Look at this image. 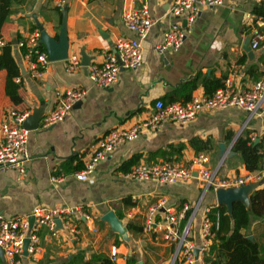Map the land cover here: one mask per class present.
I'll return each mask as SVG.
<instances>
[{
  "label": "crops",
  "instance_id": "0c3cea01",
  "mask_svg": "<svg viewBox=\"0 0 264 264\" xmlns=\"http://www.w3.org/2000/svg\"><path fill=\"white\" fill-rule=\"evenodd\" d=\"M173 2L66 0L58 8L56 0H24L9 7L11 13L1 27L0 37L12 44L20 71L15 81L21 85L17 96L7 95V73L0 69V124L8 110L27 109L33 115V128L29 131L25 172L0 169V214L5 218L28 214L38 205L75 208L77 217L73 222L77 231L71 234L60 228L57 236H50L43 229L38 252L29 253L19 263L0 254V264H61L77 252L83 254L84 260L92 254H104L116 264H126L132 254L137 264H182L174 259L175 242L165 238L169 224L166 210L179 211L182 205L188 206V242L197 248L195 264H207L206 251L200 249V227L203 210L218 205L215 190L203 189L196 178L159 184L125 179L122 174L139 162L170 160L187 165L200 152L207 153L209 167L219 166L220 177L264 169V111L250 117L237 107L204 110L185 125L168 121L155 131L143 129L137 139L120 144L98 163L91 182L74 176L89 159L95 141L111 129L144 120L157 99L185 102L187 92L176 90L182 83L196 79L191 98L212 94L232 73L237 89H245L264 77V27L254 23L262 17L252 12L264 0H223L220 6L202 7L180 48L160 55L154 47L162 40L165 29L172 22L185 24L183 17L171 14ZM143 3H147L154 24L142 40V65L120 70L118 81L108 88L95 85L88 76L89 65L103 62L115 38L134 35L124 27L122 15L126 9ZM35 18L49 43L66 46L65 57L49 60L40 78L32 75L31 58L22 54L17 44L38 29ZM255 24L263 38L250 52L246 40ZM40 43L47 50L41 38ZM71 56L79 57L81 66L67 71ZM208 79L205 89L203 84ZM69 88L83 89L84 98L63 120L41 126V118ZM192 138H209L210 149L195 148ZM126 161L131 163L121 170ZM52 176L61 179L53 181ZM257 183L256 188L264 186V172ZM253 189L246 191L242 200L247 206ZM156 204L161 206L151 213ZM111 213L119 220L123 234L108 219ZM148 217L154 224L150 231L144 229ZM128 222L142 227V231L129 230ZM186 222L183 218V225ZM246 233L264 247V210L261 214L251 213ZM112 246H116L115 257L111 255Z\"/></svg>",
  "mask_w": 264,
  "mask_h": 264
},
{
  "label": "built area",
  "instance_id": "2783aa9c",
  "mask_svg": "<svg viewBox=\"0 0 264 264\" xmlns=\"http://www.w3.org/2000/svg\"><path fill=\"white\" fill-rule=\"evenodd\" d=\"M66 0H56V6L63 7ZM223 4V0H174L170 12L175 17L184 18V26L181 22H172L164 31L162 40L154 47L155 51L164 55L167 51H177L182 45L186 35L191 31L193 23L198 17L202 7H214ZM122 22L124 27L132 32V37L118 36L112 42V47L106 52L101 63H93L88 67L90 80L101 88H108L118 81L120 70H132L143 63L142 40L149 34L154 20L151 17L147 3L138 8H128L123 12ZM264 27V18L257 23ZM256 24L251 27L250 46L258 47L263 38V33ZM0 37V46L4 44ZM18 46L25 47V56L31 58L32 75L40 78L49 62L47 51H39L40 31L36 29L27 39H22ZM32 53L36 58H32ZM81 66L80 58L71 56L68 58L66 69L73 71ZM233 73L228 76L223 84L216 88L212 94L192 96L185 102H164L157 99L153 104L152 112L139 122L129 127H117L111 129L95 141L93 151L84 167L74 173L77 180L92 181V173L98 163L113 153L120 144L133 141L139 137L142 130H158L168 121H174L185 125L195 119L198 113L204 110H218L237 107L244 110L250 117L264 111V77L256 80L245 89H237L233 85ZM85 91L80 88H69L63 92L54 108L41 118V126L53 125L69 114L74 104L81 101ZM31 112L27 109H10L5 114V119L0 124V169L15 170L23 174L26 170V162L29 160L27 149L30 129L25 122ZM264 149V146H263ZM207 153H198L187 165H180L170 160H156L151 162H139L134 164L127 172L122 174L125 179L151 180L159 184H170L176 181H190L199 179L203 189L240 187L251 182L262 180L264 169L249 172L242 176H219V166L212 169L208 166ZM195 173V174H194ZM61 177L52 176L53 181H59ZM161 204L151 207V213ZM212 208V207H211ZM205 208L202 214L200 227V240L202 251H208L218 221L213 220L210 209ZM187 205H182L179 211L166 210L168 232L167 240L175 242L174 259L182 264H195L197 253L195 247L188 242L190 222L183 225ZM77 209L63 206L47 207L36 206L30 213L3 217L0 214V254L19 263L20 259L29 253L40 250V233L45 229L50 236H57L58 229L66 228L71 234L76 233V225L73 218L77 217ZM153 221L147 218L144 229H153ZM111 255L115 257L116 246H112Z\"/></svg>",
  "mask_w": 264,
  "mask_h": 264
},
{
  "label": "trees",
  "instance_id": "16d2710c",
  "mask_svg": "<svg viewBox=\"0 0 264 264\" xmlns=\"http://www.w3.org/2000/svg\"><path fill=\"white\" fill-rule=\"evenodd\" d=\"M24 0H0V30L5 21L9 19L11 13V5L13 3H22ZM59 8V7H58ZM264 18V3L255 6L252 10ZM21 38L18 37V40ZM39 51H46L43 44L37 47ZM21 53H26V48H20ZM32 58H36V54L32 53ZM0 69H5L7 73L5 91L7 95L15 97L18 95L20 82L15 81V77L20 76L19 66L17 65L12 55V44L4 42L0 46ZM209 84V79L204 81V88ZM196 87V79L182 83L179 88L185 94V100L190 98V92ZM248 140V137H246ZM197 149H210V139L192 138L190 141ZM264 146V145H263ZM262 146V147H263ZM264 150V149H263ZM131 161L122 163L120 169L129 165ZM82 166H80L81 168ZM261 169V168H260ZM250 205L247 206L241 201H234L232 203L231 213L226 210L225 204H218L210 209L209 215L213 220L218 221V228L215 230L213 241L205 253L204 261L207 264H264V247H261L258 242L252 241L247 237L246 229L249 224L251 213L261 214L264 210V186L261 188H254L249 195ZM188 211V210H187ZM186 211V212H187ZM188 212L185 213V220L188 218ZM185 222V221H184ZM126 227L135 232H141L142 227L135 226L131 222L126 224ZM61 264H116L109 256L104 254H92L87 260L81 252L66 258ZM126 264H137V257L135 254L130 255Z\"/></svg>",
  "mask_w": 264,
  "mask_h": 264
},
{
  "label": "water",
  "instance_id": "95a60500",
  "mask_svg": "<svg viewBox=\"0 0 264 264\" xmlns=\"http://www.w3.org/2000/svg\"><path fill=\"white\" fill-rule=\"evenodd\" d=\"M35 21H36V24L38 25V30L40 31L41 42L46 43V46H47L46 51L49 54V59L50 60H58V59L64 58L65 57V49H66L65 44L55 43L54 41H50V43H49L47 36L44 34L43 27L39 24V22L37 21L36 18H35ZM250 39H251V35H249L248 39L246 40V46H247V50L251 52L253 49L250 46ZM32 119H33V115L30 114V116L28 117V119L25 122L26 127H28L29 129L33 128V123H32V121H30ZM257 185H258L257 182H251V183H248V184H246L244 186H240V187L218 188L215 190L218 204H225L227 212L231 213L232 203L236 200L245 203L242 200L243 199L245 200V198H246V191H248L251 188H256ZM249 202H250V200H249ZM108 219H112L114 226L117 227L119 229V231L123 234V228L121 227L119 220L112 213L109 214ZM247 237L249 239H251L250 236H247ZM195 253H197V248H195Z\"/></svg>",
  "mask_w": 264,
  "mask_h": 264
},
{
  "label": "rangeland",
  "instance_id": "374dc122",
  "mask_svg": "<svg viewBox=\"0 0 264 264\" xmlns=\"http://www.w3.org/2000/svg\"><path fill=\"white\" fill-rule=\"evenodd\" d=\"M176 182H180V181H176Z\"/></svg>",
  "mask_w": 264,
  "mask_h": 264
}]
</instances>
